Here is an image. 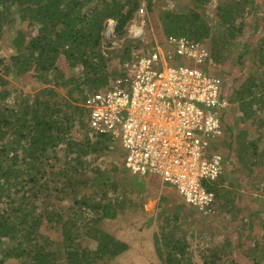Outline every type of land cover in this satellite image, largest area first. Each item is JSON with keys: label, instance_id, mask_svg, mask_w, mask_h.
I'll return each mask as SVG.
<instances>
[{"label": "trees", "instance_id": "1", "mask_svg": "<svg viewBox=\"0 0 264 264\" xmlns=\"http://www.w3.org/2000/svg\"><path fill=\"white\" fill-rule=\"evenodd\" d=\"M163 1L0 0V43L8 29L17 22L21 26L11 39L12 52L5 51L0 44V64L7 59L4 74L0 73V264H115L116 257L128 249L121 230L125 226L107 232L101 223L131 215L143 205L118 192L119 182L112 179L116 174L102 176L99 169H85V156L92 151H106L110 143L116 148L115 164H121V169L133 175L122 165L123 150L113 140H72L67 133L75 115L69 110H75L81 119L83 112L77 103L89 93L108 88L109 80L118 74V71L114 75L104 71L108 57L104 46H112L106 35L107 25L112 21L116 37H123L142 2L146 12L155 11L161 5L157 19L166 35L182 34L197 41H205L210 36V23L198 15L195 6L175 0L179 8H167ZM211 1L193 0L194 5ZM243 2L252 5L253 0ZM236 6L237 0L234 4L227 0L217 5L219 21L227 37L242 30L241 24H234ZM222 35L220 32L217 38ZM260 39L264 43V35ZM215 41L209 61L202 68L222 78L220 69L214 67L219 61ZM126 50L124 61L131 58ZM259 58L246 69L245 79L237 77L236 86L223 80L225 105L237 104L247 118L252 114V105L264 98V53ZM76 68L74 73L72 70ZM18 91H22L18 99H11ZM61 91L67 97H62ZM228 132L233 135L229 129ZM61 144H64L61 150L57 149ZM246 149H253L254 153L256 144L249 143ZM57 150L63 152L62 156L55 154ZM49 158L54 160L52 164ZM252 164L259 166L260 162L252 159L249 165ZM48 165L55 170L47 172ZM88 189H98L99 197L91 198L85 192ZM210 189L217 195L215 186ZM142 190L157 194L148 185ZM262 194L254 210H258L260 222L264 224L263 190ZM69 195L75 199L72 207H67L71 203L61 204ZM178 219L179 215L175 216L174 220ZM152 222L151 218L142 226L136 221L127 224V230L132 237L140 235L144 239L140 240L143 247L154 250L164 264H178L196 240L194 231L186 230L177 239L173 232L169 235L154 232ZM207 224L206 220L199 221L201 226ZM91 244L94 247L88 248ZM255 255L248 252L246 257L251 264H261ZM217 261L222 264L219 257L209 263L218 264Z\"/></svg>", "mask_w": 264, "mask_h": 264}, {"label": "rangeland", "instance_id": "2", "mask_svg": "<svg viewBox=\"0 0 264 264\" xmlns=\"http://www.w3.org/2000/svg\"><path fill=\"white\" fill-rule=\"evenodd\" d=\"M174 1L164 0L162 3L167 8H179V5L175 4ZM181 1L188 6H195L193 8L198 15L205 19L208 24L210 23V36L204 42L209 48L214 46L213 42L215 40L218 43V49L215 53L219 61L215 63L214 67L220 69L222 78L228 85L236 86L239 81H237V77L242 76V80L245 79L247 76L246 69L250 68L255 61H259L260 53H264L262 51L264 43L260 39L264 35V0H253L252 5L247 2L242 3V0L240 2L237 0L234 24H241L242 30L236 32L233 37H227L224 34V26L218 17L219 10L217 5H222L227 0H212L209 4L201 5L197 3L194 5L193 0ZM230 1L233 4L235 3V0ZM160 7L161 5H158L157 9L152 11L153 13L147 12L149 20H147V25L144 27L143 41L140 39L132 41L125 38L119 45L104 46L105 55L108 56L104 66L106 74L114 75L118 71L124 61L123 59H125L123 55L127 52V48L128 55H130L132 48L137 51L145 49V46L150 44L154 38H159L166 34L162 23L157 19ZM20 27L17 22L15 27L5 32L0 43L5 51L12 52L11 39L16 35L15 31ZM220 32L224 36L217 38ZM212 37L216 39H212ZM220 40L228 42L222 43ZM6 62L7 59L0 64V73L4 74ZM256 68L254 64L253 69ZM72 71L75 73L77 68ZM18 86L19 89L28 92L24 86ZM21 93L22 91L14 93L11 99L17 100ZM60 93L62 97H67L63 91ZM29 94L31 95L33 92H29ZM81 101L77 103L80 107L82 106ZM252 106V114L248 118L239 110L237 104L227 105L224 112L221 113L224 131L221 138L215 143V149L219 150L224 158L228 155L230 160L227 157L224 159L223 174L215 184L217 190L215 211L206 216L197 213L191 206L184 204L179 195L168 188L165 190L154 179L134 174L130 175L124 169H121V164H115L117 158L115 156L117 154L116 148L110 143L106 147V151L103 149L99 152L92 151L85 156L87 162L86 170L95 168L94 171H97L99 169L102 171V176H111L110 173L116 174L112 179L119 182L118 192L126 193L134 202L143 205L142 209L135 210L131 215L118 216L113 220L105 219L101 223V228L107 232H115L118 227L125 226L121 230L124 231L123 239L126 240L129 247L116 257L115 264H163L154 250L143 247L140 240L144 239H141L140 235L132 237L131 231L127 230V224L137 221L142 226H145L151 218L153 220L152 228L156 233L164 232L169 235L173 232L174 237L180 239L186 230L192 229L194 231L196 240L178 264H210V260H216L218 257L222 264H251L246 257L248 252H255L257 260L264 264V224L260 222L258 210H254L258 204L257 199L263 196L262 190L264 192V98L258 99ZM65 107L63 106L62 109H65ZM18 109L19 107L17 106ZM81 111L83 112V109ZM69 112L75 115L67 133L68 136L71 135L70 138L72 140H79V142H83L86 139L92 142L99 140L89 134V129L83 120L84 115L80 119L75 110L70 109ZM80 120L82 123H80ZM228 129L233 135H230ZM253 142L256 144L254 153L252 152L253 149L251 151L246 149V146ZM63 146L64 144H61L57 149ZM62 153V151L58 152L57 150L55 154L62 156ZM49 159V164H52L54 160L52 158ZM252 159L260 162L259 166L257 164L249 165V161ZM53 169L52 166H47V172H52ZM95 177L101 179L97 174ZM147 185L154 187L157 194L142 190ZM95 190L88 189L85 192L95 200L100 194V192L96 194L98 189ZM161 192L165 193V197L161 196ZM80 196L81 194L77 198H80ZM49 200L47 199V201ZM74 200L69 195L61 204L71 203L67 207H72ZM59 212L63 213L62 210ZM177 215H179V219L174 220ZM203 220L208 222L207 226L199 225V221ZM233 227L235 231H232ZM120 233L121 231H117L118 235H121ZM54 234L59 235L58 233ZM92 247H94L92 244L88 246V248ZM217 262L220 264L219 261Z\"/></svg>", "mask_w": 264, "mask_h": 264}, {"label": "built area", "instance_id": "3", "mask_svg": "<svg viewBox=\"0 0 264 264\" xmlns=\"http://www.w3.org/2000/svg\"><path fill=\"white\" fill-rule=\"evenodd\" d=\"M147 15L142 3L126 35L117 38L110 21L107 37L113 45L143 41ZM145 47L130 50L108 88L84 98L89 134L117 142L130 173L172 187L197 212L213 213L210 188L224 171V156L215 149L224 131L223 79L202 68L210 56L204 41L165 34Z\"/></svg>", "mask_w": 264, "mask_h": 264}, {"label": "crops", "instance_id": "4", "mask_svg": "<svg viewBox=\"0 0 264 264\" xmlns=\"http://www.w3.org/2000/svg\"><path fill=\"white\" fill-rule=\"evenodd\" d=\"M162 187V186H161ZM162 188H164L165 190L168 188V189H170V190H173V192L174 193H176L177 194V192L172 188V187H169V186H163ZM178 195V194H177ZM161 196L162 197H165V193H162L161 192ZM181 198V197H180ZM183 206H184V204H183ZM164 264V263H163Z\"/></svg>", "mask_w": 264, "mask_h": 264}, {"label": "clouds", "instance_id": "5", "mask_svg": "<svg viewBox=\"0 0 264 264\" xmlns=\"http://www.w3.org/2000/svg\"><path fill=\"white\" fill-rule=\"evenodd\" d=\"M84 102V100L82 101V103ZM82 107V106H81ZM83 109V108H82ZM84 112V111H83ZM83 115H84V113H83ZM85 118V117H84ZM84 118H83V120H84ZM84 122H85V120H84ZM85 124H86V122H85ZM87 126V125H86ZM88 128V127H87ZM90 132V131H89ZM96 137V136H95ZM98 139H101V138H98ZM102 139H105V138H102Z\"/></svg>", "mask_w": 264, "mask_h": 264}]
</instances>
